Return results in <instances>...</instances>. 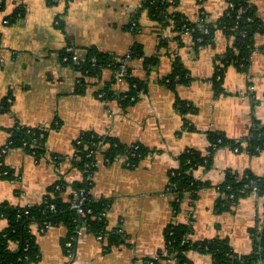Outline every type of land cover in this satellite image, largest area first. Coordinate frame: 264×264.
<instances>
[{"label": "crops", "instance_id": "0c3cea01", "mask_svg": "<svg viewBox=\"0 0 264 264\" xmlns=\"http://www.w3.org/2000/svg\"><path fill=\"white\" fill-rule=\"evenodd\" d=\"M144 1L74 0L63 16L65 5L61 1L52 6L49 0H3L0 158L5 156L13 178L0 174V202L21 207L38 204L54 183L81 181L83 173L71 157L74 141L85 132L116 137L128 145L140 143L155 151L136 168L130 169L122 158L100 163L94 174L92 195L110 201L107 221L109 230H122L119 246L108 249L107 241L83 233L75 243L73 258H69L64 247L66 226L50 227L44 233L34 226L32 233L42 254L36 264H148L164 247V231L174 221L192 226L193 242L228 238L237 254L246 255L254 247L252 231L264 224V197L256 193L242 198L232 212L215 211L218 186L228 171L251 170L264 177V151L253 156L246 149L217 150L210 170L194 171L195 180L210 186L201 190L196 200L187 195L179 213L168 190L169 173L179 166V156L187 149L205 152L208 132H224L230 139L240 140L248 135L254 120L264 124V0L254 3L262 31L254 37L256 51L250 69L245 73L230 66L224 79L225 92L219 96L211 82L216 58L227 52L233 39L219 30L213 45L197 51L190 34L178 39L168 29L159 36ZM16 10H23L24 16L8 22L7 17ZM226 10V0H179L177 7L171 8L192 23H198L203 14L212 22L219 21ZM135 45L142 46L144 58L129 60L128 65L133 76L149 81V89L134 106L125 110L119 100L105 102L96 95L111 80V70L104 71L100 81L87 78L85 92L78 93L81 73L66 64L64 50L84 57L88 48L95 47L124 57ZM154 56L159 57V64L148 73L145 60ZM177 58L193 80L173 91L161 80L171 73ZM127 89L123 79L114 86L117 93ZM177 98L194 105L197 112L183 117L176 109ZM6 99L8 111L2 106ZM185 118L194 131L186 128ZM58 121L61 126L51 131L46 154L39 161L22 149L3 154L10 131L17 125L35 128ZM6 226V220L0 218V231ZM188 257L194 264H213L209 255L196 251H190Z\"/></svg>", "mask_w": 264, "mask_h": 264}, {"label": "trees", "instance_id": "16d2710c", "mask_svg": "<svg viewBox=\"0 0 264 264\" xmlns=\"http://www.w3.org/2000/svg\"><path fill=\"white\" fill-rule=\"evenodd\" d=\"M65 5V13L74 0H49L53 6L59 2ZM179 0H145L144 9L149 18L158 26V34L170 29L178 39L184 34H190L194 48L199 49L211 46L215 42L216 32L221 30L233 39L232 46L223 55L216 58V72L211 79L217 96L223 94L226 70L230 66L236 67L241 72L248 73L251 66L252 55L256 51L254 45L255 35L262 31V22L257 16L255 5L248 4L245 0H236V8L225 14L219 21L212 22L205 14L198 23H192L183 14L171 11L177 7ZM239 7L247 8V13L237 21ZM4 10L3 0L0 2V13ZM24 16L23 10H16L8 16V22ZM61 15L58 17V21ZM248 19H251L249 21ZM59 27H63L62 20ZM132 26V25H131ZM137 29V24L134 23ZM1 43V38H0ZM161 43H163L161 41ZM75 52L63 51V57H68L67 65L74 67L81 73V82L77 86L78 93H84L87 88V78H96L98 81L106 70H111L112 78L96 95L109 102L119 100L126 110L134 106L140 98L148 93L149 81L133 76L128 61L144 58L142 46L135 45L128 56L118 57L99 51L97 48H88L84 57L79 62H74L72 57ZM126 63L124 69L122 65ZM159 64V57L154 56L145 60V69L149 72ZM119 79H123L128 86L126 92L117 93L114 86ZM193 78L177 58L171 73L161 82L171 90L187 86ZM2 106L9 110L7 99ZM176 109L183 117L196 113L197 108L180 98L176 100ZM57 121V120H56ZM186 128L190 122L184 119ZM52 123L50 126L28 128L17 125L10 131L9 150L22 149L27 154L33 155L38 161L45 156L47 140L51 131L58 129L61 122ZM209 147L207 150L187 149L178 158L179 166L169 173L168 190L173 196L172 206L176 213L181 210L184 198L188 195L193 201L204 188L210 186L208 182L195 180L194 171L199 168L210 170L213 166L214 155L222 147H229L235 151L248 150L256 156L264 151V124L254 120L249 128L248 135L240 140L230 139L224 132L211 131L207 133ZM74 155L71 157L73 165L83 173L81 181L69 184L64 179L51 185L42 202L30 206H15L9 201L0 202V218L6 220L7 226L0 231V264H36L41 259V251L37 237L32 233L34 226L42 228L64 225L68 228V235L64 244L71 237L76 236V231L83 226L86 233L96 237H103L107 241L108 249L122 243L123 233L119 230H109L107 221L109 200H97L92 195L94 187V174L100 163L111 164L119 159H125V165L130 169L138 167L140 161L155 153L149 147L136 143L124 144L116 137L99 135L94 132L82 133L73 143ZM5 156L0 158V174L7 179L13 178V172L4 163ZM53 159L62 160L60 156ZM219 197L216 201L217 213L232 212L240 200L251 193L264 197V177L256 176L251 170L242 173L228 171L224 181L218 186ZM79 201L83 213L75 208ZM192 226L171 222L164 231V247L148 264H194L188 257L190 251H196L211 257L213 264H264V224L261 229L252 231L254 239L253 250L246 255L237 254L232 248L228 238L216 237L211 240L193 242L190 240Z\"/></svg>", "mask_w": 264, "mask_h": 264}, {"label": "built area", "instance_id": "2783aa9c", "mask_svg": "<svg viewBox=\"0 0 264 264\" xmlns=\"http://www.w3.org/2000/svg\"><path fill=\"white\" fill-rule=\"evenodd\" d=\"M235 1H236V0H226V2H227V10H226V14L231 13V11L234 10V9L236 8ZM245 1H246L248 4L253 5V4H254L256 1H258V0H245ZM247 11H248L247 8H245V7H239V9H238V15H237V17H236L237 21L241 20V19L243 18V15L246 14ZM248 20L251 21V19H248ZM67 52H71V51H68V50H67ZM80 59H81V57L78 56V55H76V54H74V56L72 57V60H73L74 62H76V63L79 62ZM67 60H68V57H64V61L67 62ZM122 67L125 69V68H126V63H124V64L122 65ZM8 151H10V150H9V144L3 149V154H6ZM81 203H82V201H79L78 204H76V206H75V208L78 209V212H79L80 214L83 213V210L81 209V206H80ZM37 228H38V230H39V233H44V232H46V230L48 229V227H46V228H42V227H38V226H37ZM118 232L120 233V232H122V230H120V231H118ZM76 233H77L76 236L71 237V238H70L69 240H67V241L65 242V244H64L65 250H66V252H67V256H68L69 258H73V256H74V247H75V243H76V241L78 240V238L80 237L81 234L86 233V227L83 226L81 229L77 230ZM98 238H99V240L104 241L103 237H98ZM156 259H157V257H156ZM150 264H152V263H150Z\"/></svg>", "mask_w": 264, "mask_h": 264}]
</instances>
